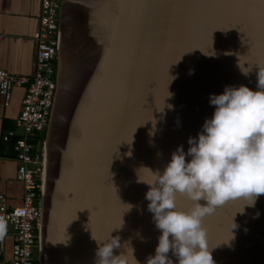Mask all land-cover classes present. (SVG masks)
Returning <instances> with one entry per match:
<instances>
[{"label":"water","instance_id":"obj_1","mask_svg":"<svg viewBox=\"0 0 264 264\" xmlns=\"http://www.w3.org/2000/svg\"><path fill=\"white\" fill-rule=\"evenodd\" d=\"M258 69L264 0H62L38 264H95L94 238L110 232L126 242L114 253L137 264L133 248L145 264L159 229L138 179L187 148L212 115L210 93L255 89ZM245 202L203 218L216 264H264V194Z\"/></svg>","mask_w":264,"mask_h":264},{"label":"clouds","instance_id":"obj_2","mask_svg":"<svg viewBox=\"0 0 264 264\" xmlns=\"http://www.w3.org/2000/svg\"><path fill=\"white\" fill-rule=\"evenodd\" d=\"M208 103L214 106L212 115L195 136H188L187 148L178 144L162 169L147 167L150 180L137 178L149 186L147 209L159 229L154 254L145 264H174L172 256L175 264H216L203 218L230 200L246 201L244 211L264 194V69H258L255 89L225 85L222 92L209 94ZM178 196L192 206L178 207ZM110 233L104 240L93 237L95 264H131L125 251H113L126 242ZM131 258L140 264L133 248Z\"/></svg>","mask_w":264,"mask_h":264},{"label":"built area","instance_id":"obj_3","mask_svg":"<svg viewBox=\"0 0 264 264\" xmlns=\"http://www.w3.org/2000/svg\"><path fill=\"white\" fill-rule=\"evenodd\" d=\"M37 1L39 16L32 34L35 50L31 75L13 74L0 66L4 105L9 102L13 86L26 85L14 127L2 134V140L11 144L17 161L16 177L23 188L20 203L12 206L0 193V234L10 231L14 237L8 264H38L45 138L50 119L62 0ZM3 38L0 29V40Z\"/></svg>","mask_w":264,"mask_h":264},{"label":"crops","instance_id":"obj_4","mask_svg":"<svg viewBox=\"0 0 264 264\" xmlns=\"http://www.w3.org/2000/svg\"><path fill=\"white\" fill-rule=\"evenodd\" d=\"M38 16L37 0H0V29L4 33L0 40V66L8 72L31 75L35 50L32 34L37 27ZM25 86L11 88L7 105L3 104L0 91V193L5 195L9 206L20 203L23 188L16 177L17 161L11 144L2 140V134L14 127ZM13 243L10 231L0 234V264H8Z\"/></svg>","mask_w":264,"mask_h":264},{"label":"rangeland","instance_id":"obj_5","mask_svg":"<svg viewBox=\"0 0 264 264\" xmlns=\"http://www.w3.org/2000/svg\"><path fill=\"white\" fill-rule=\"evenodd\" d=\"M37 262H38V256H37Z\"/></svg>","mask_w":264,"mask_h":264}]
</instances>
